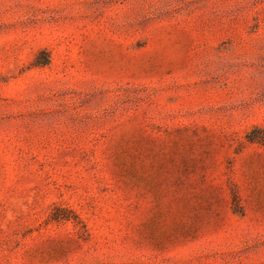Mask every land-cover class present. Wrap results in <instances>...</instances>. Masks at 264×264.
Instances as JSON below:
<instances>
[{
  "label": "rangeland",
  "instance_id": "374dc122",
  "mask_svg": "<svg viewBox=\"0 0 264 264\" xmlns=\"http://www.w3.org/2000/svg\"><path fill=\"white\" fill-rule=\"evenodd\" d=\"M0 264H264V0H0Z\"/></svg>",
  "mask_w": 264,
  "mask_h": 264
},
{
  "label": "trees",
  "instance_id": "16d2710c",
  "mask_svg": "<svg viewBox=\"0 0 264 264\" xmlns=\"http://www.w3.org/2000/svg\"><path fill=\"white\" fill-rule=\"evenodd\" d=\"M252 141H261L258 137H254L251 139Z\"/></svg>",
  "mask_w": 264,
  "mask_h": 264
}]
</instances>
